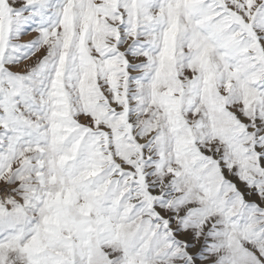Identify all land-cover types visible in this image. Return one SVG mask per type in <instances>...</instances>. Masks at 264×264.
<instances>
[{
	"label": "snow or ice",
	"instance_id": "snow-or-ice-1",
	"mask_svg": "<svg viewBox=\"0 0 264 264\" xmlns=\"http://www.w3.org/2000/svg\"><path fill=\"white\" fill-rule=\"evenodd\" d=\"M0 264H264V0H0Z\"/></svg>",
	"mask_w": 264,
	"mask_h": 264
}]
</instances>
